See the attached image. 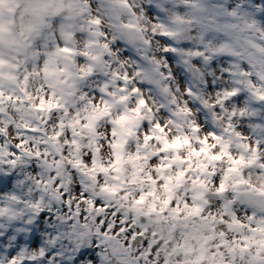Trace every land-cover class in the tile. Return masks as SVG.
I'll list each match as a JSON object with an SVG mask.
<instances>
[{
  "label": "clouds",
  "instance_id": "1",
  "mask_svg": "<svg viewBox=\"0 0 264 264\" xmlns=\"http://www.w3.org/2000/svg\"><path fill=\"white\" fill-rule=\"evenodd\" d=\"M0 264H264V0H0Z\"/></svg>",
  "mask_w": 264,
  "mask_h": 264
}]
</instances>
